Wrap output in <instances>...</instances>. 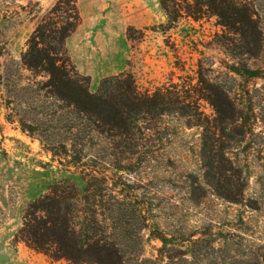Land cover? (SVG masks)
I'll return each instance as SVG.
<instances>
[{"label": "rangeland", "instance_id": "obj_1", "mask_svg": "<svg viewBox=\"0 0 264 264\" xmlns=\"http://www.w3.org/2000/svg\"><path fill=\"white\" fill-rule=\"evenodd\" d=\"M76 14L63 42L70 74L93 93L121 74L141 93L175 85L184 116L140 119L126 139L54 96L24 56L40 24ZM0 49V264H72L16 234L75 169L61 145L78 128L92 135L83 163L127 205L104 228L121 264H264V0H233L220 16L194 0H0Z\"/></svg>", "mask_w": 264, "mask_h": 264}, {"label": "trees", "instance_id": "obj_2", "mask_svg": "<svg viewBox=\"0 0 264 264\" xmlns=\"http://www.w3.org/2000/svg\"><path fill=\"white\" fill-rule=\"evenodd\" d=\"M194 1L219 16L222 10L230 9L233 5V0ZM162 7L168 13L165 1ZM74 20L61 28L49 22L40 24L33 33L37 41L24 56L29 68L41 69L49 76L48 85L54 96L71 104L91 126L108 132L115 131L117 134L112 133L111 136L126 139L131 138V128L140 119L163 114L184 116L185 104L175 85L172 89L162 87L141 93L137 91L131 76L121 74L104 79L101 92L93 93L79 76L70 74L68 61L63 57V42L78 24L77 14ZM1 53L0 49V56ZM90 137L89 132L78 128L72 143L61 145L64 153L70 152V163L75 169L68 171L69 175L63 181L50 187L49 193L29 206L16 238L53 260L63 259L72 264H121L120 251L106 240L104 228L107 226L106 220L113 219V216H128L127 205L123 197L106 186V176L83 163ZM126 147L120 151L122 154L135 153L133 147L128 144ZM50 151L55 154L52 149ZM80 212L82 222L77 229L75 219ZM138 217L144 224L142 210H138ZM151 236L158 239L163 248L167 246L169 238L166 234L153 229Z\"/></svg>", "mask_w": 264, "mask_h": 264}]
</instances>
